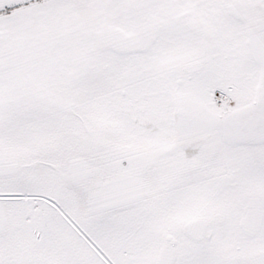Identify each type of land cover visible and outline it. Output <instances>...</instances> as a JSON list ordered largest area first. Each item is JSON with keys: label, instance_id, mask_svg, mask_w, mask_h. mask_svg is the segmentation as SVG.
<instances>
[{"label": "snow or ice", "instance_id": "6c2138e0", "mask_svg": "<svg viewBox=\"0 0 264 264\" xmlns=\"http://www.w3.org/2000/svg\"><path fill=\"white\" fill-rule=\"evenodd\" d=\"M0 264H264V0H0Z\"/></svg>", "mask_w": 264, "mask_h": 264}]
</instances>
